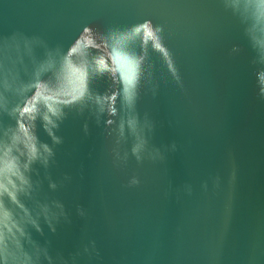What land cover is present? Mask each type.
<instances>
[{"label": "water", "instance_id": "obj_1", "mask_svg": "<svg viewBox=\"0 0 264 264\" xmlns=\"http://www.w3.org/2000/svg\"><path fill=\"white\" fill-rule=\"evenodd\" d=\"M0 264H264V0H0Z\"/></svg>", "mask_w": 264, "mask_h": 264}, {"label": "snow or ice", "instance_id": "obj_2", "mask_svg": "<svg viewBox=\"0 0 264 264\" xmlns=\"http://www.w3.org/2000/svg\"><path fill=\"white\" fill-rule=\"evenodd\" d=\"M71 51H72V52H76V51H77V47H73V48L71 49ZM129 83H130V81H129ZM112 98L115 99V97H112ZM74 99H75V97H74ZM29 111H30L29 107L25 106V107L23 108V112H29ZM44 118L47 119V116H45Z\"/></svg>", "mask_w": 264, "mask_h": 264}]
</instances>
